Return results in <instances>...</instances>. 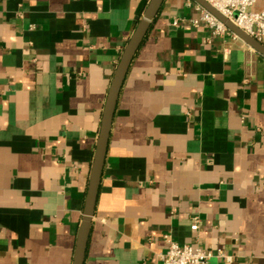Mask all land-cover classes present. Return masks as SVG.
<instances>
[{
	"label": "crops",
	"instance_id": "obj_1",
	"mask_svg": "<svg viewBox=\"0 0 264 264\" xmlns=\"http://www.w3.org/2000/svg\"><path fill=\"white\" fill-rule=\"evenodd\" d=\"M140 2L0 0V264H73ZM199 6L164 0L132 62L85 264H163L166 234L264 264V55L195 25Z\"/></svg>",
	"mask_w": 264,
	"mask_h": 264
},
{
	"label": "water",
	"instance_id": "obj_2",
	"mask_svg": "<svg viewBox=\"0 0 264 264\" xmlns=\"http://www.w3.org/2000/svg\"><path fill=\"white\" fill-rule=\"evenodd\" d=\"M200 5L220 19L233 33L241 38L246 44L264 55V43L248 35L245 31L237 27L230 19L217 11L205 0H196ZM164 0H141L137 15L141 16L133 34L126 44L120 61L115 69L108 95L104 104L101 116L99 136L93 156V162L89 175L87 193L85 197L84 212L82 222L79 226L73 264H85L87 247L91 233L92 220L95 215L97 200L103 170L105 166L107 150L109 146L111 128L118 105L119 97L130 70L132 62L143 44L151 24L158 15Z\"/></svg>",
	"mask_w": 264,
	"mask_h": 264
},
{
	"label": "built area",
	"instance_id": "obj_3",
	"mask_svg": "<svg viewBox=\"0 0 264 264\" xmlns=\"http://www.w3.org/2000/svg\"><path fill=\"white\" fill-rule=\"evenodd\" d=\"M217 11L230 19L237 27L257 40L264 41V8L255 9L256 0H205ZM200 14L194 24L205 22L215 34L224 35L231 32L230 29L214 14L199 6ZM177 23V21H175ZM237 37L236 34H234ZM196 231L199 228V219L191 226ZM167 250L161 254L163 264H208L213 251L204 249L198 245L177 242L172 235L166 234ZM225 259V264L233 263V256L222 251L217 253Z\"/></svg>",
	"mask_w": 264,
	"mask_h": 264
}]
</instances>
